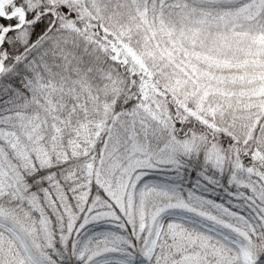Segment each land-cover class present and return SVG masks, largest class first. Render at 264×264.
<instances>
[{
  "label": "snow or ice",
  "instance_id": "snow-or-ice-1",
  "mask_svg": "<svg viewBox=\"0 0 264 264\" xmlns=\"http://www.w3.org/2000/svg\"><path fill=\"white\" fill-rule=\"evenodd\" d=\"M0 264H264V0H0Z\"/></svg>",
  "mask_w": 264,
  "mask_h": 264
}]
</instances>
